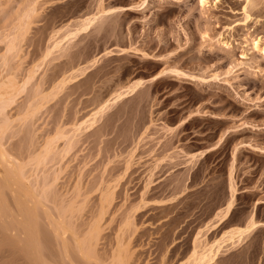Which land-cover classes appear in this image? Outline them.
<instances>
[{"label": "rangeland", "instance_id": "obj_1", "mask_svg": "<svg viewBox=\"0 0 264 264\" xmlns=\"http://www.w3.org/2000/svg\"><path fill=\"white\" fill-rule=\"evenodd\" d=\"M6 28L7 146L58 137L42 177L81 193L101 253L264 264V0H0Z\"/></svg>", "mask_w": 264, "mask_h": 264}, {"label": "bare ground", "instance_id": "obj_2", "mask_svg": "<svg viewBox=\"0 0 264 264\" xmlns=\"http://www.w3.org/2000/svg\"><path fill=\"white\" fill-rule=\"evenodd\" d=\"M205 2L206 0H202L203 4ZM22 13L24 19L21 24L22 28L24 27L23 29L26 30V26H30L29 23H31V18L28 17L30 13L27 12L28 15ZM88 23L90 24L91 21ZM20 26H16V29ZM14 29L6 28L0 38V43H5V53L0 56V264H132L134 255L127 253L128 250L123 248L124 244L120 238L117 239L121 241L122 245L118 240L116 248L110 252H100L99 247L104 245V242L101 243L103 240L101 227L97 221L96 224H86L82 221L84 207L78 204L81 193H74L70 199L71 202L67 203L54 190L58 181L57 176L50 181L48 177H42L44 169H47L52 155L55 154L58 137L55 138V140L57 139L55 143V140L50 138L41 146L39 144L40 148L33 144L34 141L32 144L29 141L30 143L25 145H28L26 151L23 152L22 150L17 152L18 149H14L16 146L13 147V144L7 146L9 141L7 133L11 131L9 130L11 124L7 121L5 112L7 106L14 102L12 98L14 95L11 94H16L18 91L17 80L10 77L13 74L10 72L12 68L9 69V67L11 60L19 55L17 52L22 46L20 43L23 40V38L14 35L15 31L12 33ZM17 31L21 32L19 29ZM135 87L137 88V86ZM21 89L23 88L21 87ZM9 100L11 101L9 102ZM38 105L37 109L40 107ZM34 113L31 114L32 117ZM10 137L13 138V136L8 138ZM23 144L22 147H24ZM20 147H18L19 150ZM56 157H53V160ZM108 203V198L102 195L100 207L101 210L103 209V214ZM231 206L232 203H229L225 211L226 214L229 213ZM255 225L252 223L248 229ZM242 234L240 235L242 236ZM196 253L194 252V255ZM214 255L216 254L214 253ZM208 257L209 254L206 255V253L198 254L194 262L195 264H206L210 260L207 261Z\"/></svg>", "mask_w": 264, "mask_h": 264}]
</instances>
